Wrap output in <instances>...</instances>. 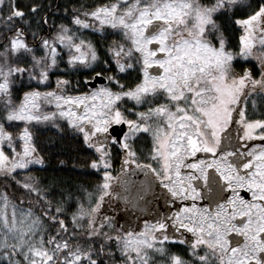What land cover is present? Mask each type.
<instances>
[{
	"label": "snow or ice",
	"instance_id": "obj_1",
	"mask_svg": "<svg viewBox=\"0 0 264 264\" xmlns=\"http://www.w3.org/2000/svg\"><path fill=\"white\" fill-rule=\"evenodd\" d=\"M0 264H264V0H0Z\"/></svg>",
	"mask_w": 264,
	"mask_h": 264
},
{
	"label": "trees",
	"instance_id": "obj_2",
	"mask_svg": "<svg viewBox=\"0 0 264 264\" xmlns=\"http://www.w3.org/2000/svg\"><path fill=\"white\" fill-rule=\"evenodd\" d=\"M60 2H62V0H60ZM49 138H54L53 137V133L50 131H42L41 133V140L45 143H48ZM64 158V157H61ZM53 164H55V160H53Z\"/></svg>",
	"mask_w": 264,
	"mask_h": 264
},
{
	"label": "flooded vegetation",
	"instance_id": "obj_3",
	"mask_svg": "<svg viewBox=\"0 0 264 264\" xmlns=\"http://www.w3.org/2000/svg\"><path fill=\"white\" fill-rule=\"evenodd\" d=\"M142 178V177H141Z\"/></svg>",
	"mask_w": 264,
	"mask_h": 264
}]
</instances>
